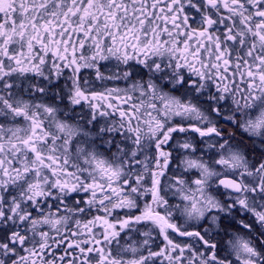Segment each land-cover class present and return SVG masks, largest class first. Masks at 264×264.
<instances>
[{"label": "snow or ice", "instance_id": "obj_1", "mask_svg": "<svg viewBox=\"0 0 264 264\" xmlns=\"http://www.w3.org/2000/svg\"><path fill=\"white\" fill-rule=\"evenodd\" d=\"M0 264H264V0H0Z\"/></svg>", "mask_w": 264, "mask_h": 264}]
</instances>
